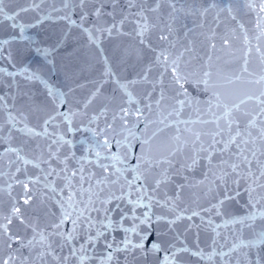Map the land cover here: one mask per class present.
<instances>
[{
  "label": "snow or ice",
  "instance_id": "obj_1",
  "mask_svg": "<svg viewBox=\"0 0 264 264\" xmlns=\"http://www.w3.org/2000/svg\"><path fill=\"white\" fill-rule=\"evenodd\" d=\"M48 3L0 0V264H264V0Z\"/></svg>",
  "mask_w": 264,
  "mask_h": 264
},
{
  "label": "water",
  "instance_id": "obj_2",
  "mask_svg": "<svg viewBox=\"0 0 264 264\" xmlns=\"http://www.w3.org/2000/svg\"><path fill=\"white\" fill-rule=\"evenodd\" d=\"M8 5L10 8H18L20 6H23L24 0H7ZM52 0H49L48 4H45L44 8H50L51 7ZM56 7H59V4H56ZM33 14L28 13L25 15V19H29ZM248 17H245L247 19ZM65 28V25L63 23H45L43 26H40L36 29H31L28 31V35L32 36L33 40L41 41L44 43H52L62 32V30ZM3 31L0 30V35H3ZM75 45L70 42L69 46L66 48L65 51H62L59 58V67H60V73L58 76V81L63 82L64 75V65L67 64L72 68L79 67L87 58L89 55L86 49H81L80 53L77 56H71V53L73 51V48ZM24 62L32 65L33 67L38 66L41 63V58L37 56L34 52L33 53H26L24 55Z\"/></svg>",
  "mask_w": 264,
  "mask_h": 264
}]
</instances>
